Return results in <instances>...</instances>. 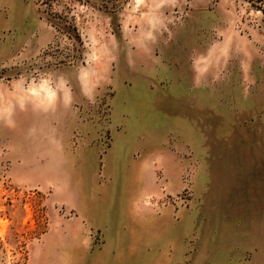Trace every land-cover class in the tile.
<instances>
[{"label": "crops", "instance_id": "crops-1", "mask_svg": "<svg viewBox=\"0 0 264 264\" xmlns=\"http://www.w3.org/2000/svg\"><path fill=\"white\" fill-rule=\"evenodd\" d=\"M33 4L0 0L1 62L15 61L32 45ZM240 38L224 88L223 57L208 55L218 47L209 48L207 40L177 69L175 61L166 73L159 61L140 63L131 85L118 75L112 134L96 135L71 85L58 86L53 103L38 110L34 140L40 134L43 142L58 138L67 145L24 153L46 157V171L55 173L54 201L75 210L61 228L69 240L60 264H264L256 217L264 215V54ZM105 97L102 116L108 92ZM205 130L216 133L206 139L211 151L227 136L230 155L215 152L203 161ZM188 148L200 164L195 178L208 181V189L199 186L187 208L149 204L145 198L161 191L158 173L172 192L180 190ZM22 163L24 170L31 166L25 158Z\"/></svg>", "mask_w": 264, "mask_h": 264}, {"label": "rangeland", "instance_id": "rangeland-1", "mask_svg": "<svg viewBox=\"0 0 264 264\" xmlns=\"http://www.w3.org/2000/svg\"><path fill=\"white\" fill-rule=\"evenodd\" d=\"M32 17V45L22 48L15 61H0V264H60L63 259L61 247L69 238L61 228L75 210L54 201L55 173L46 171V157L24 155L67 146L58 138L43 142L40 134L34 140L38 110L53 103L58 86L76 90V102L86 105L96 135L104 129L112 134L115 80L123 74L133 84L140 63L150 67L159 61L160 72L166 73L173 61L176 69L190 62L197 54L194 45L207 40L209 48L218 47L208 55L223 57L218 72L224 88L230 81L227 65L240 56L235 50L240 37L264 54V0H34ZM107 89L103 109L108 112L102 109V116L100 98H106ZM221 106L227 111L225 102ZM259 116L264 125V111ZM225 119L221 116L220 123ZM215 135L204 132L203 161L215 152L223 159L230 155L224 135L211 151L208 141ZM193 155L188 148L191 158L179 191L172 192L158 173L161 191L152 195V205L187 208L196 201L199 186L208 189V181L195 178L200 164ZM24 158L31 164L25 170ZM183 191V200H176ZM256 217L264 241V215Z\"/></svg>", "mask_w": 264, "mask_h": 264}, {"label": "built area", "instance_id": "built-area-1", "mask_svg": "<svg viewBox=\"0 0 264 264\" xmlns=\"http://www.w3.org/2000/svg\"><path fill=\"white\" fill-rule=\"evenodd\" d=\"M183 194H184V191L181 192V193H178L177 196H176V200L181 198V200H183ZM147 201L149 202V204L153 203L152 201L154 200L152 196H147ZM98 240V238H96Z\"/></svg>", "mask_w": 264, "mask_h": 264}, {"label": "bare ground", "instance_id": "bare-ground-1", "mask_svg": "<svg viewBox=\"0 0 264 264\" xmlns=\"http://www.w3.org/2000/svg\"><path fill=\"white\" fill-rule=\"evenodd\" d=\"M40 87V86H39ZM47 90V89H46ZM48 95V94H47Z\"/></svg>", "mask_w": 264, "mask_h": 264}]
</instances>
